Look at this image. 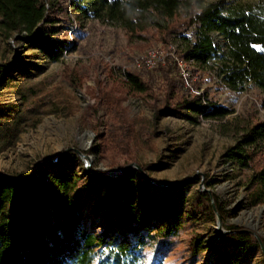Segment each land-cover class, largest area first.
Wrapping results in <instances>:
<instances>
[{
    "label": "trees",
    "instance_id": "trees-1",
    "mask_svg": "<svg viewBox=\"0 0 264 264\" xmlns=\"http://www.w3.org/2000/svg\"><path fill=\"white\" fill-rule=\"evenodd\" d=\"M55 1L0 0V36L6 39L22 35L30 48L45 59L58 62L69 42L56 38L58 28L47 20ZM66 1L80 27L93 21L116 26L139 38L150 36V32L171 37L180 43V60L198 70L216 68L220 84L226 90L243 93L255 87L264 96V3ZM142 67L154 71L169 87L173 81L170 74L178 70L171 58L152 69ZM151 81L126 72L121 83L126 90L140 94L150 88ZM166 94L165 105L157 114L187 119V115L220 119L230 114V110L212 102L204 106L202 97L178 98L176 107L170 108V96L174 98V93ZM105 99L100 103L104 112L119 117L109 119L106 115L107 141L114 143L118 134L131 126L115 99ZM0 134L2 138L11 137L6 123H1ZM94 151L102 153L98 148ZM113 153L114 158L119 155L116 148ZM260 156L264 157V122L243 133L225 154L232 165L252 170L250 182L257 186L252 193L253 205L264 201V161H256ZM81 165L72 150L55 163L43 161L39 165V182L32 176L29 188L0 174V264H162L186 219L193 220L196 213L213 218L217 213L222 219L225 215L217 200L207 194L197 191L189 196V184H177L159 192L151 190L148 180L135 168L118 177L93 172L87 186V202H83L86 187L78 186L77 172ZM99 217L105 229L103 234L90 228L91 218ZM227 232L230 233L218 237L221 250H214L219 262L215 263L211 257L207 264H249L261 251L250 233L233 226H228ZM195 241L193 250L199 252L202 243ZM146 249L153 250L149 262L145 259Z\"/></svg>",
    "mask_w": 264,
    "mask_h": 264
},
{
    "label": "rangeland",
    "instance_id": "rangeland-1",
    "mask_svg": "<svg viewBox=\"0 0 264 264\" xmlns=\"http://www.w3.org/2000/svg\"><path fill=\"white\" fill-rule=\"evenodd\" d=\"M47 16L59 30L56 38L69 42L58 62L30 48L22 35L0 36V128L6 123L11 130L9 138L0 134V172L28 182L32 176L36 178V169L41 173V162L78 150L91 158V174L81 159L77 168L78 186L86 187L83 202H87L90 175L102 170L136 165L144 179L155 186L190 179L183 183L189 184L188 195L197 191L207 194L217 200L225 215L222 219L219 214L213 218L196 213L193 220L186 219L162 264H207L211 257L218 263L214 250H221V235L216 215L222 231L237 227L264 247V201L252 204V193L257 189L250 182L252 170L239 169L225 157L243 133L264 122L263 94L255 87L243 93L230 92L221 86L216 68L198 70L191 64H187L186 77L178 70L170 74L173 81L169 87L154 71L145 70L141 59L150 50L157 51L162 62L178 58L180 43L171 37L150 32V36L139 38L93 21L80 27L66 0H56ZM126 72L152 80L150 88L140 94L126 90L121 83ZM170 92L174 93L170 108L176 107L178 98L202 97L204 106L212 102L230 114L220 119L157 114ZM106 97L115 99L131 126L119 133L114 143L107 141L105 121L109 113L100 105ZM109 119L119 117L110 114ZM96 148L102 153H96ZM114 148L119 154L115 158ZM256 161L262 163L264 157ZM141 166L146 169L142 171ZM262 192L264 199V189ZM100 218L90 220L96 234L105 230ZM195 239V243H202L199 252L192 247ZM152 256L153 250L146 249V262ZM249 264H264L262 252Z\"/></svg>",
    "mask_w": 264,
    "mask_h": 264
},
{
    "label": "water",
    "instance_id": "water-1",
    "mask_svg": "<svg viewBox=\"0 0 264 264\" xmlns=\"http://www.w3.org/2000/svg\"><path fill=\"white\" fill-rule=\"evenodd\" d=\"M73 151L77 153V155L79 156V158L82 160V162H83V164H84L87 172L89 174H91V172H90V162H91V158L88 157V156H86V155H84V154H82L78 150H73ZM59 157L55 158L54 160H46V162L55 163V162H57V160L59 159ZM132 167L137 168L138 170H140L139 167L136 166V165H128V166H126L124 168H112V169H108V170H102L100 173L103 174V175H105V176H108V177H118V176L122 175L128 169H130ZM0 174L3 175V176H5V177H10L12 179H16L17 181L23 183L27 188H29V183L26 180L22 179V178L15 177V176H12V175H9V174H4V173H0ZM36 179L39 182V180H40V173H39L38 169H36ZM189 181H190V179H187V180H184L182 182H178V183L171 184V185H165V186H155V185H152V184L148 183L147 186L151 190H153L155 192H159L162 189L170 188V187H172L174 185L181 184V183L182 184L183 183H188ZM216 216H217L216 218H217L218 234L222 235V234H228V233H230V232H226V231H222L221 230L220 218H219L218 215H216ZM258 242H259V245H260L261 252H262V254L264 256V247L262 246V243L260 242V240H258Z\"/></svg>",
    "mask_w": 264,
    "mask_h": 264
},
{
    "label": "built area",
    "instance_id": "built-area-1",
    "mask_svg": "<svg viewBox=\"0 0 264 264\" xmlns=\"http://www.w3.org/2000/svg\"><path fill=\"white\" fill-rule=\"evenodd\" d=\"M174 61L176 62V66L178 68L179 74L183 77L188 76L187 64L190 63H186L177 57L174 58ZM161 62H162V58L160 54L155 50L148 51L145 54V56L141 59V64L147 69H152Z\"/></svg>",
    "mask_w": 264,
    "mask_h": 264
}]
</instances>
